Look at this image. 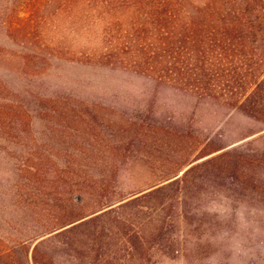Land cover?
<instances>
[{"label": "rangeland", "instance_id": "374dc122", "mask_svg": "<svg viewBox=\"0 0 264 264\" xmlns=\"http://www.w3.org/2000/svg\"><path fill=\"white\" fill-rule=\"evenodd\" d=\"M38 1L0 0V264H32L38 240L41 264H200L215 249L185 239L188 198L214 182L264 206V172L197 163L263 125L158 81L135 50L264 0Z\"/></svg>", "mask_w": 264, "mask_h": 264}, {"label": "trees", "instance_id": "16d2710c", "mask_svg": "<svg viewBox=\"0 0 264 264\" xmlns=\"http://www.w3.org/2000/svg\"><path fill=\"white\" fill-rule=\"evenodd\" d=\"M39 1L48 3V0ZM50 1L59 5L62 1L76 0ZM130 4L136 7L146 2L131 0ZM148 5L153 4L149 1ZM152 8L156 12L155 6ZM9 15L11 13L7 12L6 16ZM187 21V29L191 28L186 37H192V44L186 45L180 39L176 43L169 40L170 34L158 32L155 44L138 46L135 50L139 67L148 70L160 82L192 90L202 98L236 109L260 122L263 125L260 130L264 129V4L255 12L244 8L239 15L224 18L201 16ZM3 22H9V19L5 18ZM146 48L148 54L144 51ZM197 164H210L215 170L227 169L232 173L245 170L264 172V130L252 139L242 140L203 158ZM192 167L188 166L181 175ZM180 180L177 175L169 181L178 183ZM167 184L169 182L145 190L140 196ZM86 221L61 223L48 230L51 233L46 239H68L72 231ZM39 242H35L32 248V264H41L35 251Z\"/></svg>", "mask_w": 264, "mask_h": 264}, {"label": "clouds", "instance_id": "9594fccd", "mask_svg": "<svg viewBox=\"0 0 264 264\" xmlns=\"http://www.w3.org/2000/svg\"><path fill=\"white\" fill-rule=\"evenodd\" d=\"M187 217H192L190 223ZM185 239L199 247L211 245L215 251L196 257L200 264H257L264 249V206L239 198L228 186L202 184L188 198ZM207 218V219H206ZM179 264H187L180 259Z\"/></svg>", "mask_w": 264, "mask_h": 264}]
</instances>
